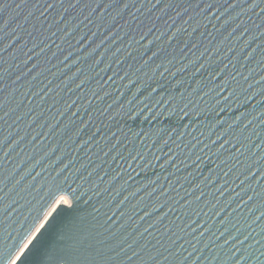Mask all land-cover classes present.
Returning a JSON list of instances; mask_svg holds the SVG:
<instances>
[{"label": "water", "instance_id": "obj_1", "mask_svg": "<svg viewBox=\"0 0 264 264\" xmlns=\"http://www.w3.org/2000/svg\"><path fill=\"white\" fill-rule=\"evenodd\" d=\"M0 264H264V0H0Z\"/></svg>", "mask_w": 264, "mask_h": 264}, {"label": "bare ground", "instance_id": "obj_2", "mask_svg": "<svg viewBox=\"0 0 264 264\" xmlns=\"http://www.w3.org/2000/svg\"><path fill=\"white\" fill-rule=\"evenodd\" d=\"M68 199H69V197L66 196V195L60 196V197L56 200V202L54 203V205L52 206L51 209H53L58 203H61V202H65V203H67ZM69 200H70V199H69Z\"/></svg>", "mask_w": 264, "mask_h": 264}, {"label": "rangeland", "instance_id": "obj_3", "mask_svg": "<svg viewBox=\"0 0 264 264\" xmlns=\"http://www.w3.org/2000/svg\"><path fill=\"white\" fill-rule=\"evenodd\" d=\"M69 202H70V200L68 199L67 203H69Z\"/></svg>", "mask_w": 264, "mask_h": 264}, {"label": "snow or ice", "instance_id": "obj_4", "mask_svg": "<svg viewBox=\"0 0 264 264\" xmlns=\"http://www.w3.org/2000/svg\"><path fill=\"white\" fill-rule=\"evenodd\" d=\"M49 6H51V5H49Z\"/></svg>", "mask_w": 264, "mask_h": 264}]
</instances>
